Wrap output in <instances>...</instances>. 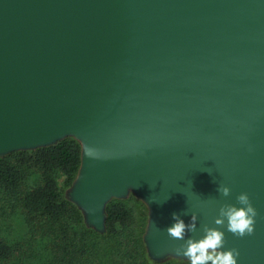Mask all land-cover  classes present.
<instances>
[{"label": "water", "instance_id": "1", "mask_svg": "<svg viewBox=\"0 0 264 264\" xmlns=\"http://www.w3.org/2000/svg\"><path fill=\"white\" fill-rule=\"evenodd\" d=\"M65 137L88 227L133 192L150 259H187L175 250L245 193L254 232L221 227L222 250L264 264V0H0V156ZM173 213L196 231L169 237Z\"/></svg>", "mask_w": 264, "mask_h": 264}, {"label": "trees", "instance_id": "2", "mask_svg": "<svg viewBox=\"0 0 264 264\" xmlns=\"http://www.w3.org/2000/svg\"><path fill=\"white\" fill-rule=\"evenodd\" d=\"M80 162L81 144L73 137L0 156V264H26L36 256L38 264H93V253L101 256L98 264H108L105 256L110 259L112 255L110 261L121 264L126 255L132 256L129 250L118 254L121 241L115 248L103 245L132 231L124 230L131 227L133 216L122 202L107 203L105 230L97 232L85 224L81 210L69 200ZM59 174L65 178L62 186H58ZM16 215L22 217L26 231L20 239L8 242L3 223ZM142 244L135 254L144 264L152 259Z\"/></svg>", "mask_w": 264, "mask_h": 264}, {"label": "clouds", "instance_id": "3", "mask_svg": "<svg viewBox=\"0 0 264 264\" xmlns=\"http://www.w3.org/2000/svg\"><path fill=\"white\" fill-rule=\"evenodd\" d=\"M85 155L94 158L92 150L85 148ZM219 193L227 197L230 189L221 186L217 189ZM237 203L240 207L234 205H224L219 209V214L213 223L216 228L203 227V237L199 240L191 238L185 240V243L176 249V255L186 257L189 264H237L239 252L235 249L222 250L225 244V233L221 227L234 236L243 238L251 236L254 232L255 217L257 212L250 203L248 195L241 193L237 196ZM173 223L166 229L169 237L176 240H184L187 232H195L197 228V216L191 215L190 222H185L176 214H172Z\"/></svg>", "mask_w": 264, "mask_h": 264}, {"label": "rangeland", "instance_id": "4", "mask_svg": "<svg viewBox=\"0 0 264 264\" xmlns=\"http://www.w3.org/2000/svg\"><path fill=\"white\" fill-rule=\"evenodd\" d=\"M24 151H33V150H24ZM59 175L60 176L58 178V186H62L65 178L61 176V174ZM112 200H117L119 201V203L122 202V206L124 205L127 210L128 209L130 210V213L133 216L131 220V227L125 228L124 230L132 229V231L123 234L120 240H118V238H110L108 239L109 242L105 241L106 244L103 242V245H108L110 248L111 247L115 248L114 246L115 243L117 241H121L123 242V245L120 246V252L118 254L120 255L122 253L121 251H127V250L132 252L131 253L132 256L126 255L125 258H127V260L124 261L122 260L121 264H141V261L143 259L139 258V254L136 255L135 252L139 251L140 248L139 243L140 245L142 243L144 244V245L142 244L144 248L143 251L147 252V247L144 242V237L149 222V212H150L149 207L142 199L137 197L133 192H129L125 198L122 199L114 198ZM24 231H26V227L23 223L22 217L19 215L12 216L11 218H9V220L4 221L3 223L2 232L5 236H7L8 242H13L15 240L20 239L25 234ZM113 257L114 256L112 255L110 259ZM100 258L101 256H95V253H93L92 263L98 264ZM105 259L107 260V262L109 261L108 264H113L107 256H105ZM38 263H39V258L37 256L26 260V264H38ZM144 264H189V262L186 259L166 257L159 261L149 260Z\"/></svg>", "mask_w": 264, "mask_h": 264}]
</instances>
